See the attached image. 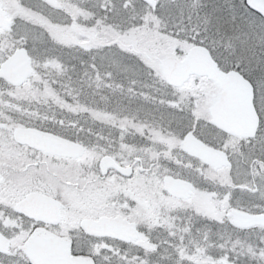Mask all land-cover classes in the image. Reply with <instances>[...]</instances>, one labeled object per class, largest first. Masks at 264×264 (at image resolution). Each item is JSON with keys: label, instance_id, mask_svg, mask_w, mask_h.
I'll return each instance as SVG.
<instances>
[{"label": "flooded vegetation", "instance_id": "1", "mask_svg": "<svg viewBox=\"0 0 264 264\" xmlns=\"http://www.w3.org/2000/svg\"><path fill=\"white\" fill-rule=\"evenodd\" d=\"M179 1L29 0L24 3L22 0H0L1 8L12 19L8 27L0 26V70L4 61L20 47L27 49L32 65V71L19 84L0 75V121L4 122L0 126V230L10 238V251L15 247L14 236L21 237L16 246L19 250L21 242H26L27 253L33 242L41 241L44 236L49 235L67 240L71 255L83 257L79 253L89 246L82 245L79 238L87 235L97 240L96 248L101 247L103 252H107L114 247L116 253L112 254L113 257L117 259L120 256L129 261L131 259L124 254L120 255V251H125L139 238L140 229L143 230L147 248L161 254V261L156 264H181V251L184 249L197 252L213 250V215L203 205L192 203L194 201H191V197L197 180L202 183V190L205 192L212 190L214 181L225 190V167L231 166L232 151L247 154L259 150L260 136L264 131V114L258 103L257 81L249 72L241 70L238 64V67L233 68L222 65L211 47L204 44L225 73L234 71L242 74L253 85V105L259 117V125L254 136H245L214 122L210 107L221 86L208 75L193 73L181 85H172L166 80L162 66L160 69L151 66L146 76H143V81L132 79L125 84L123 76H118L111 68L113 59L106 57V53L102 54V51H112L117 44H124L137 51L138 57L148 58H143L144 61L152 60L153 55L138 51L136 44L156 38L146 29L161 31L169 28L163 15L166 12L165 6L175 7ZM246 2L250 8L264 11V8L256 7L248 0ZM20 6L28 12L27 20H21L17 14ZM24 24L45 30L49 35L51 42L47 44L46 51L43 52L38 47L40 55L31 53L26 39L21 36L23 33H20V29L24 28ZM118 28L119 31L127 28L126 35L129 37L126 38H130L129 42L123 43ZM136 29L137 37L133 38ZM7 44L9 49L6 48ZM227 59L241 61L242 58L236 54H228L225 49V60ZM159 60L161 64L164 59L159 57ZM254 61L256 73L260 60ZM193 79L196 83L191 82ZM32 82L34 84L31 85ZM213 85L218 90L212 93L213 101L208 105V92ZM165 87L184 93L173 95L181 100L176 105V109L184 117L180 119L184 122L186 120L190 126L184 136L173 131L169 125V116L165 118L161 115L162 106L166 105L169 97L165 93ZM118 89L131 91L129 93H133V96L143 93L146 105L117 110ZM61 92L78 93L79 100L74 102L78 108H84L87 103L92 102L109 110L110 115L104 119V112L99 114L100 119H110L106 123L113 126L122 125L120 128L128 130V137L121 139L120 132L117 131L99 132L90 135L86 142L83 123H79L78 133L68 132L72 127L63 125L60 120L58 123L61 124H57V127L53 123L56 120L51 117L52 114L45 116V113L41 120L47 123L46 126L36 124L44 121H36L35 124L18 125L13 129L10 127L9 132L4 131L13 123L11 119H14V115L11 116L6 111L7 107L20 112L24 101L30 100L35 104V109L44 105L53 108L55 104L62 103L59 98ZM99 93L109 94L105 95L109 99L99 102L87 100V94ZM39 97L47 100H34ZM7 98L16 100L10 101ZM78 114L82 113L79 111ZM122 115L125 117L120 119ZM52 123L54 126L48 127ZM19 127L56 134L78 143L83 149L80 151L79 146H73L68 153H57L41 147V142L19 141L15 138V130ZM206 127L208 130H221L220 144L209 139L212 135ZM188 132H192L208 148L225 150L229 164L215 167L186 150L184 138ZM92 136L95 138L94 142L91 140ZM253 163L252 168L264 173V163L261 160L256 161L255 158ZM120 167H124L129 173L122 171ZM156 174L158 177L153 179L152 176ZM167 174L192 182L191 192L187 197L174 195L166 188L164 177ZM239 187L258 191L257 186ZM30 193L32 197L29 202L22 204ZM182 203L192 209L182 212ZM152 204L155 205L152 209L158 212H150ZM101 216L122 218L135 223L137 237L127 240L111 233L90 231L84 225L85 218L97 219ZM147 260L142 262L152 264Z\"/></svg>", "mask_w": 264, "mask_h": 264}, {"label": "rangeland", "instance_id": "2", "mask_svg": "<svg viewBox=\"0 0 264 264\" xmlns=\"http://www.w3.org/2000/svg\"><path fill=\"white\" fill-rule=\"evenodd\" d=\"M22 1L27 3L29 0ZM165 9L166 12L164 11L163 15L165 21L169 23L170 26L168 27L170 29L164 28L161 31L158 30L155 39H149V41H142L140 44H136L138 51L151 53L153 55L152 60L144 61L143 58H148L138 57L137 51L131 50V48L126 47L124 44H117L112 51H102V54L106 53V57L113 59V66L111 68H113V71L118 76H123V79H125L124 83L128 84L126 81L132 79L134 81H143V76H146L151 66L152 68L160 69L159 57L161 59L169 57L181 58L193 45L203 43L211 47L215 57H217L222 65L227 68H233L238 67V64L241 70L249 72V75L257 81L259 92L257 96L258 103L264 114V11L262 9L250 8L246 0H180L175 7L170 5L168 7L165 6ZM27 13V11L23 10L22 6L18 7L17 14L20 15L21 20H27L29 17ZM118 17L119 15H117ZM171 26L174 28L171 29ZM23 27L20 29V33H23L21 36L26 39L29 50L33 54L40 55V52H37L38 47L42 51L45 50L48 46L47 44L51 42L49 35L46 34L45 30H39L29 24H24ZM53 30L61 31L60 29ZM126 31L127 28H121L118 32L119 37L123 38V43L130 41V38H126L129 37V35H126L128 34ZM137 33L138 30H134L133 38L137 37ZM130 37H132L131 34ZM9 47L7 44L6 48L9 49ZM225 49L228 54H236L239 58H242V62L233 59L225 60ZM255 59L257 61L260 60V66L256 73L254 72ZM43 62L44 64L46 63V61ZM54 64L56 63L54 62ZM191 82L196 83L194 79ZM216 90H218V87L213 85L208 92V105L213 101L212 93ZM129 92L131 91L117 90V94L119 93L116 96L117 110L124 111L128 107L140 108L146 105L143 93L131 99L134 94ZM165 93L169 97L167 98L166 105L162 106L161 115L165 118L169 116V125L172 126L173 131L184 136L190 126L186 120L184 122V120L180 119L184 117L176 109L177 103L180 104L181 100L173 96L177 93L175 90L165 87ZM177 94L183 95L184 93ZM105 95L109 96V94L104 93L87 94L89 96L87 100L94 102L108 100L109 97L106 98ZM59 98L65 104L60 102V105L55 104L53 108L44 105L35 109L33 108L35 104L30 102V100L24 101L20 112L14 108L7 107L6 111L11 113V116L14 115V119H11L13 123L9 125V128L13 129L18 125L26 126L35 124L36 121H44L41 119L45 113V116L46 114H52L51 117L57 122H53L56 126L62 123L63 125L67 124L68 127L70 126L69 128L72 127L69 131L67 130L68 132L75 131L78 133L79 123H83L86 142L90 135L99 132L113 133L117 131L120 132L121 139L128 137V130L120 128L123 127L122 125L118 124L115 127L108 124L110 119H107V121L100 119L99 114L106 112L104 119L110 115V111L102 109L101 105H94L91 102L90 104L87 103L84 108L82 106L78 108V105L74 104V102L76 103L79 100L78 93L61 92ZM125 99H129L128 102L131 105L124 104ZM7 100L10 99L7 98ZM11 100L14 101L16 99L11 98ZM34 100L45 101L47 99L39 97ZM79 111L82 113L81 115L78 114ZM123 116L120 119L125 117ZM175 116L179 119L176 120ZM59 120L60 124L58 123ZM53 123L48 125V127H53ZM36 124L46 126L47 123L44 121V123L36 122ZM174 127H176V130ZM9 128L4 129V131H11V128ZM206 129L213 136L209 139L214 143L220 144L221 137L219 135L222 133L220 132L221 130H208L207 127ZM93 139L95 140L92 136V142H94ZM103 142L107 143V141ZM259 143L260 147L257 152L242 154L241 152L232 151L231 166L225 167V190L221 184H216L214 181L212 190L205 192L202 190V183L197 180L191 201H194L192 203H197L199 206L203 205V208H206V211L213 215L212 233L214 248L209 252L184 249L181 251V264H264V224L255 223L248 226H239L234 223L233 216L235 210H245L253 213L264 212V173L251 167L254 164L255 158L256 161L261 160L264 163V131L260 136ZM219 175L221 176V172H219ZM157 177V174L152 176L153 179ZM239 185L257 186L258 191L254 192L244 187H239ZM153 206L155 205L152 204L150 206V212H158V210L152 209ZM188 209L191 210L192 207L182 203V212ZM1 219L2 216L0 215V223ZM79 240L82 245L89 246L86 249H82L83 246H81L82 251L79 254H82L92 264H145V262H142L144 259H148L152 264H156L158 261H161L160 252H151L147 248L142 229H140L139 238L133 243L134 245L132 244L129 248H126L125 251L118 250L121 253L120 255L124 254L128 259L130 258L131 260L129 261L120 256L117 259L113 257L114 255L112 254L116 253L114 247L107 252H103L101 247L99 249L96 248L95 244H97V240L93 237L86 235L80 237ZM13 241L15 242V247L13 246L9 253H2L8 254V256L0 255V264H25L19 253L26 251V242H21V250H19L16 246L21 241V237L14 236Z\"/></svg>", "mask_w": 264, "mask_h": 264}, {"label": "water", "instance_id": "3", "mask_svg": "<svg viewBox=\"0 0 264 264\" xmlns=\"http://www.w3.org/2000/svg\"><path fill=\"white\" fill-rule=\"evenodd\" d=\"M248 1L256 7L264 8V0ZM11 22L12 19L7 17L5 10L0 5V26L8 27ZM161 66L166 80L172 85H181L193 73L208 75L221 86V91L210 107L214 122L240 135H255L259 125V117L253 105L252 83L242 74L234 71L225 73L217 65L207 46L200 43L195 44L187 50L183 58H166L162 60ZM31 71V57L25 47H20L4 61L0 75L14 84H19ZM3 125L4 122L0 121V126ZM15 138L28 143L41 142V147L57 153L63 151L68 153L73 146H79L80 151L83 149L74 141L34 128H17ZM184 147L190 153L201 157L215 167L229 164L225 150L208 148L192 132H188L184 138ZM120 169L129 173L124 167H120ZM164 183L174 195L187 197L191 192L192 182L187 179L167 174L164 177ZM31 197L32 193L28 194L22 204L29 202ZM28 213L30 214V212ZM233 216L234 223L239 226H248L254 223L264 224V212L253 213L235 210ZM83 222L86 228L93 232L111 233L127 240L137 237L136 224L127 222L122 218L101 216L95 219L87 217ZM0 252H10V238L1 230ZM27 254L36 264H92L84 257L72 256L67 240H60L49 235L44 236L41 241L33 242Z\"/></svg>", "mask_w": 264, "mask_h": 264}, {"label": "trees", "instance_id": "4", "mask_svg": "<svg viewBox=\"0 0 264 264\" xmlns=\"http://www.w3.org/2000/svg\"><path fill=\"white\" fill-rule=\"evenodd\" d=\"M148 31L150 30V29H147ZM119 94V93H118ZM117 94V95H118ZM134 97H136V96H133L131 99H133ZM130 99V100H131ZM128 100L129 99H125V103L124 104H128V105H131L129 102H128ZM133 101V100H132ZM134 102V101H133ZM123 104V105H124ZM136 108V107H135ZM0 255H2V256H5V255H7L8 256V254H2V253H0ZM19 255H21V258H22V261H24L25 262V264H36L28 255H27V253L26 252H20L19 253Z\"/></svg>", "mask_w": 264, "mask_h": 264}, {"label": "bare ground", "instance_id": "5", "mask_svg": "<svg viewBox=\"0 0 264 264\" xmlns=\"http://www.w3.org/2000/svg\"><path fill=\"white\" fill-rule=\"evenodd\" d=\"M147 30V29H146ZM148 31V30H147ZM149 33H150V35H152V36H155V37H157V30H154V29H150L149 30ZM198 44V43H197ZM200 44H202V43H200ZM206 46V45H205ZM208 47V46H207ZM217 124V123H216ZM218 125V124H217ZM245 189H248V188H245ZM248 190H251V189H248ZM252 191H254V190H252Z\"/></svg>", "mask_w": 264, "mask_h": 264}]
</instances>
